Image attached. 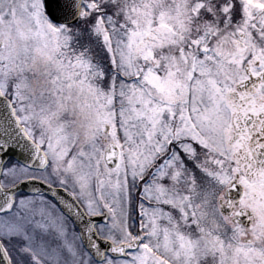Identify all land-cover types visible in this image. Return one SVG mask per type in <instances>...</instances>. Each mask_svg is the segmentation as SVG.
Here are the masks:
<instances>
[{
    "label": "snow or ice",
    "instance_id": "1",
    "mask_svg": "<svg viewBox=\"0 0 264 264\" xmlns=\"http://www.w3.org/2000/svg\"><path fill=\"white\" fill-rule=\"evenodd\" d=\"M0 264H264V0H0Z\"/></svg>",
    "mask_w": 264,
    "mask_h": 264
}]
</instances>
